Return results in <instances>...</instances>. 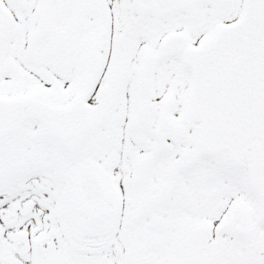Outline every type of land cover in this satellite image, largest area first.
Returning <instances> with one entry per match:
<instances>
[{"label":"snow or ice","instance_id":"snow-or-ice-1","mask_svg":"<svg viewBox=\"0 0 264 264\" xmlns=\"http://www.w3.org/2000/svg\"><path fill=\"white\" fill-rule=\"evenodd\" d=\"M0 264H264V0H0Z\"/></svg>","mask_w":264,"mask_h":264}]
</instances>
